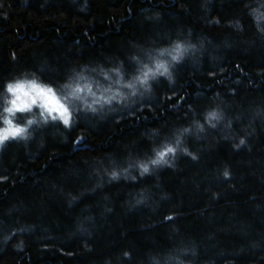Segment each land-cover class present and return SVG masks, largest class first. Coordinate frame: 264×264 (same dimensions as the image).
Returning a JSON list of instances; mask_svg holds the SVG:
<instances>
[{
  "label": "trees",
  "instance_id": "obj_1",
  "mask_svg": "<svg viewBox=\"0 0 264 264\" xmlns=\"http://www.w3.org/2000/svg\"><path fill=\"white\" fill-rule=\"evenodd\" d=\"M260 17L264 0H0V89L23 75L71 111L0 146V264H264ZM101 84L124 101L68 105Z\"/></svg>",
  "mask_w": 264,
  "mask_h": 264
},
{
  "label": "clouds",
  "instance_id": "obj_2",
  "mask_svg": "<svg viewBox=\"0 0 264 264\" xmlns=\"http://www.w3.org/2000/svg\"><path fill=\"white\" fill-rule=\"evenodd\" d=\"M260 18L264 19V17ZM256 19L257 17L253 16V20L255 21ZM9 85L12 86L11 91L9 90ZM43 86L37 80L29 79L22 75L8 81L3 89H0V134L8 132L10 135L15 128H20L23 129V132L16 139L27 140L31 138L33 126H39L47 122L48 114L41 105L45 102L51 103V101L49 97L40 91ZM144 86L147 87V84H144ZM76 89L69 91L68 96L77 97L78 92H75ZM85 90L89 91L90 89L85 86ZM79 99L83 100V97H79ZM114 99H118V97L110 96L107 98V102H111ZM72 103L73 101L70 99L68 104L71 106ZM92 103L103 104L105 100L103 97L94 98ZM34 106H37L40 111H33ZM88 107L91 108L92 105H88ZM17 113H27L28 115L19 118ZM5 121H10L11 123L8 124Z\"/></svg>",
  "mask_w": 264,
  "mask_h": 264
},
{
  "label": "snow or ice",
  "instance_id": "obj_3",
  "mask_svg": "<svg viewBox=\"0 0 264 264\" xmlns=\"http://www.w3.org/2000/svg\"><path fill=\"white\" fill-rule=\"evenodd\" d=\"M175 51L177 54L180 53L181 51V46L178 44L176 45L175 47ZM172 59L173 60H177L178 59V55H173L172 56ZM147 67V66H145ZM156 68L159 70V69H162L163 72H161L160 74L163 75V74H166L168 73V68L163 64V63H159L157 62L156 64ZM155 76V73H153V77ZM148 78H149V73L148 72H144L143 73V79H140V83L141 84H147L148 82ZM126 87H133L132 84H128L126 85ZM9 90L11 91L12 90V86L9 85ZM40 91L42 93H44L47 97L50 98V101L51 103H48V102H45L43 103L41 106L43 107L44 111L48 114V117H51V119L53 121L55 120H59L63 123L64 126L66 127H70V122H71V111L69 109V107L67 106L66 103L62 102V100L56 95L55 91L53 88L51 87H47V86H43L40 88ZM81 89L80 88H77L75 90V92H80ZM66 99V98H65ZM55 113V115H53ZM209 116V120H219L221 119V116L217 113V112H210L208 114ZM5 123H8L10 124L11 122L10 121H5ZM215 125H213L214 127ZM198 127H200L198 125ZM189 131V129L185 128L182 130L183 133H187ZM23 132V129H20V128H15L9 135L8 132H3L2 134H0V146H3L4 143L6 141H8L9 139H16L18 136L21 135V133ZM180 137L177 136L176 138V144H180ZM241 144L244 143L243 140L240 141ZM176 151V149L174 147H166L165 150L163 151H158L156 153V159H152L150 160L149 162L153 165H157V164H160V163H166V160L164 159V157L166 156V154L168 153H174ZM142 169H143V172L144 173H147L149 171V168L147 166V164H143L141 165ZM113 176V178L116 177V173L113 172L111 174ZM224 177H228L229 176V173L227 170L224 171L223 173ZM171 219V218H169Z\"/></svg>",
  "mask_w": 264,
  "mask_h": 264
},
{
  "label": "rangeland",
  "instance_id": "obj_4",
  "mask_svg": "<svg viewBox=\"0 0 264 264\" xmlns=\"http://www.w3.org/2000/svg\"><path fill=\"white\" fill-rule=\"evenodd\" d=\"M115 86H119V88H125L126 87V84L123 83V82H118L117 85ZM108 89V85L106 84H101L100 87L96 90H93L91 91V89L89 91H83V92H78L77 93V97H69V100L71 99L74 102H80L82 105H85V107H88V104H93L91 102V98H96V99H99L101 98V96L99 95L101 91H104V90H107ZM109 92V91H108ZM104 93H107V92H104ZM79 97H83V100L79 99ZM124 101L123 97H118V99H114L112 100L111 102H107V99L105 100V103L103 104H93L94 107L97 106V105H103L105 107H109L111 104H121L122 102ZM72 103V104H73ZM69 105V104H68ZM69 107V106H68ZM93 107V108H94ZM34 108H37L38 111H40V109L37 107V106H34ZM92 108V109H93ZM89 110H91V108L89 107ZM55 115V113L53 114Z\"/></svg>",
  "mask_w": 264,
  "mask_h": 264
}]
</instances>
